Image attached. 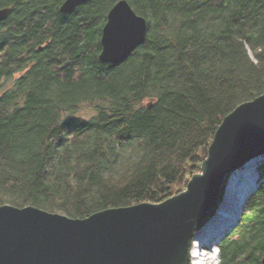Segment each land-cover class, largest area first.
I'll return each instance as SVG.
<instances>
[{
    "label": "trees",
    "instance_id": "1",
    "mask_svg": "<svg viewBox=\"0 0 264 264\" xmlns=\"http://www.w3.org/2000/svg\"><path fill=\"white\" fill-rule=\"evenodd\" d=\"M62 1L0 0V205L85 218L183 191L222 119L264 93V0H127L147 34L116 64L98 54L118 0ZM256 170L219 264H264Z\"/></svg>",
    "mask_w": 264,
    "mask_h": 264
},
{
    "label": "water",
    "instance_id": "2",
    "mask_svg": "<svg viewBox=\"0 0 264 264\" xmlns=\"http://www.w3.org/2000/svg\"><path fill=\"white\" fill-rule=\"evenodd\" d=\"M86 1L63 0L59 12L71 13ZM9 12L10 7H0V21ZM147 24L127 0H118L101 29L99 60L123 61L144 42ZM263 158L264 93L222 119L201 171L160 203L110 208L85 218L0 205V264H188L191 242L216 212L229 176L254 169ZM234 200L223 215L222 236L241 219Z\"/></svg>",
    "mask_w": 264,
    "mask_h": 264
},
{
    "label": "bare ground",
    "instance_id": "3",
    "mask_svg": "<svg viewBox=\"0 0 264 264\" xmlns=\"http://www.w3.org/2000/svg\"><path fill=\"white\" fill-rule=\"evenodd\" d=\"M253 171L254 169L250 171L245 170L243 173L234 172L233 175L230 177V181L228 183L227 189L225 190L226 192H224V194L222 192V196L225 195L224 196L225 202L221 204L219 202L220 207H217L214 215L210 217V219L204 224L202 229L198 231L199 233L197 235L201 238L202 242L204 238L205 244L210 243L211 236L214 234L217 235L221 226H224V224L226 223V220L223 221V217H224L223 215H225L226 217L227 207L235 204L236 202L234 200L235 197L238 201V204L240 203V205L237 207V210H238L237 212H241L240 209L242 210V212L244 211L248 196L253 192L252 189L255 190L256 188V187H252L251 184H254V183L256 184L257 181L255 180V176L252 175L251 183L247 181L249 179L247 177L245 181L242 183L241 185L242 187L239 188V190L236 186H237V183L240 181V178L243 179L244 177L251 175ZM226 204L228 205L226 206ZM232 216H235V214H233ZM211 247H215V244H212ZM212 250L209 252L205 251L203 254L200 253V251H202L200 249H198V253L196 250L193 251L192 253L193 254V264H217V255Z\"/></svg>",
    "mask_w": 264,
    "mask_h": 264
},
{
    "label": "rangeland",
    "instance_id": "4",
    "mask_svg": "<svg viewBox=\"0 0 264 264\" xmlns=\"http://www.w3.org/2000/svg\"><path fill=\"white\" fill-rule=\"evenodd\" d=\"M249 53H250V55L252 56V53H251V51L249 50ZM254 59V58H253ZM3 90V88H0V93H1V91ZM239 173V172H238ZM233 175V173L229 176V179L227 180V183H226V185H225V189H224V192H226L225 190L227 189V186H228V183H229V181H230V177ZM249 178V177H248ZM243 179H245V177L243 178ZM241 184H242V181L240 182H238L237 183V188H238V190H239V188H241L242 186H241ZM185 189V188H184ZM224 196L225 195H223V197H222V199H221V201H220V204L221 203H224L225 202V200H224ZM220 204L218 205V207H220ZM228 204H226V206H227ZM225 207V206H224ZM225 209V208H224ZM238 213V212H237ZM241 213V212H240ZM226 214H227V211H226ZM202 229V228H201ZM200 229V230H201ZM199 230V231H200ZM199 232H197L196 234H195V237L193 238V240H192V242H191V246H190V250H191V253H190V260H191V264H193V251H197V253H198V249H196V246L200 243V241H201V238L197 235ZM228 232H226L225 233V235L227 234ZM224 235V236H225ZM217 237H216V239H217V241H216V239H215V242H216V244H218V242L221 240V238H223L224 236H222V234L221 233H218L217 235H216ZM208 244V243H207ZM208 248H210V249H208ZM207 249H201L202 251H200V253H204L205 251L206 252H209V251H211L212 249H214V250H212V251H214L215 253H216V255H217V257L219 258V253H218V248H217V245L215 246V247H208ZM217 264H219V262H217Z\"/></svg>",
    "mask_w": 264,
    "mask_h": 264
},
{
    "label": "flooded vegetation",
    "instance_id": "5",
    "mask_svg": "<svg viewBox=\"0 0 264 264\" xmlns=\"http://www.w3.org/2000/svg\"><path fill=\"white\" fill-rule=\"evenodd\" d=\"M263 261V260H262ZM190 264H191V262H190Z\"/></svg>",
    "mask_w": 264,
    "mask_h": 264
}]
</instances>
